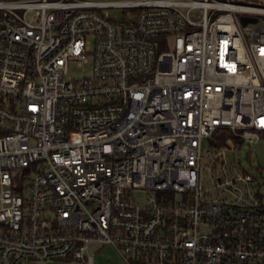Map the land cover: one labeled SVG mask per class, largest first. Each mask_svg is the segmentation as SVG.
Wrapping results in <instances>:
<instances>
[{
  "label": "built area",
  "instance_id": "1",
  "mask_svg": "<svg viewBox=\"0 0 264 264\" xmlns=\"http://www.w3.org/2000/svg\"><path fill=\"white\" fill-rule=\"evenodd\" d=\"M262 139L264 0H0V264H264Z\"/></svg>",
  "mask_w": 264,
  "mask_h": 264
},
{
  "label": "rangeland",
  "instance_id": "2",
  "mask_svg": "<svg viewBox=\"0 0 264 264\" xmlns=\"http://www.w3.org/2000/svg\"><path fill=\"white\" fill-rule=\"evenodd\" d=\"M123 9H112V15L117 17L122 14ZM89 72V68L86 66H78L73 63L70 69V75L74 78L81 77ZM211 146L209 141L204 144V149ZM226 159L230 164L236 165L241 172L250 173L255 179V189L260 190L261 194H264V139L262 141L250 143L246 141L240 143L234 149H228L226 153ZM208 180V184L211 180ZM144 194H138L137 198L142 200ZM92 252L95 257V264H125L123 257L117 251V249L110 243L93 244ZM20 264H27L22 262ZM34 264H77V262H69L66 260H52L42 263Z\"/></svg>",
  "mask_w": 264,
  "mask_h": 264
},
{
  "label": "water",
  "instance_id": "3",
  "mask_svg": "<svg viewBox=\"0 0 264 264\" xmlns=\"http://www.w3.org/2000/svg\"><path fill=\"white\" fill-rule=\"evenodd\" d=\"M248 20H250V18H248V17H244V21H245V22L248 21Z\"/></svg>",
  "mask_w": 264,
  "mask_h": 264
},
{
  "label": "crops",
  "instance_id": "4",
  "mask_svg": "<svg viewBox=\"0 0 264 264\" xmlns=\"http://www.w3.org/2000/svg\"><path fill=\"white\" fill-rule=\"evenodd\" d=\"M70 262V261H69Z\"/></svg>",
  "mask_w": 264,
  "mask_h": 264
}]
</instances>
